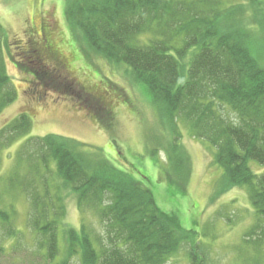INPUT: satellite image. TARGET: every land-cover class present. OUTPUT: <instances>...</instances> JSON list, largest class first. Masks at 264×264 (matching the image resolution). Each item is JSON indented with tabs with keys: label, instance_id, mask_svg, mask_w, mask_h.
Returning a JSON list of instances; mask_svg holds the SVG:
<instances>
[{
	"label": "trees",
	"instance_id": "obj_1",
	"mask_svg": "<svg viewBox=\"0 0 264 264\" xmlns=\"http://www.w3.org/2000/svg\"><path fill=\"white\" fill-rule=\"evenodd\" d=\"M238 10L235 4L222 7V0H65L64 16L86 53L124 64L131 80L146 90L174 138L166 154L178 179L186 165L176 152L183 125L191 137L207 143L212 162L222 169L220 191L245 188L254 220L242 239L256 259L264 260V171L251 167V162L264 166V66L252 49V27L244 25ZM45 17L33 35L27 31L25 40L12 45L0 25V112L16 98L5 48L17 68L30 75V91L75 94L78 109L90 113L100 129L111 128L115 116L109 103L112 98L129 101L126 93L108 77L98 78L101 89L93 90L65 78L62 69L76 47L70 39L65 44L53 16ZM256 25L264 31V21ZM146 33L152 36L143 41ZM31 123L28 112H21L2 125L0 149L25 135ZM90 147L60 134L26 137L4 178L6 190L20 189L29 198L27 217L47 264H71L72 256L79 264H167L184 237L187 264H208L205 248L195 240L198 231L184 229L172 211L162 210L130 168H120L101 149ZM21 169L23 174L17 172ZM22 175L32 178L19 182ZM64 189L74 193L82 214L90 210L98 218L100 230L62 224ZM11 203L0 208V225L10 237L16 234L9 231Z\"/></svg>",
	"mask_w": 264,
	"mask_h": 264
},
{
	"label": "rangeland",
	"instance_id": "obj_2",
	"mask_svg": "<svg viewBox=\"0 0 264 264\" xmlns=\"http://www.w3.org/2000/svg\"><path fill=\"white\" fill-rule=\"evenodd\" d=\"M225 4H235L244 25L252 27V41L256 43L252 49L264 66V43H261L264 31L256 25L264 21V4L260 0H222V7ZM64 5L65 0H0V25L4 39L11 45L17 40H25L26 32L33 35L39 28L41 16L44 18L48 13L46 17L53 16L65 44L70 39V44L76 47V55L62 69L64 77L89 90L100 88L98 78L108 77L123 88L129 101L112 98L109 106L115 116L114 124L106 130L100 129L90 113L77 108L75 94L66 98V95L54 91L43 96L35 92L36 87L30 91L27 82L30 75L17 68L4 48L6 72L16 91V98L0 112V127L21 112H28L32 123L25 135L0 149V208L13 201L11 204L15 211L9 219L12 224L9 231H16L11 237L6 236V229L0 225V264H47L39 254L35 233L27 217V211L28 214L30 212L29 198L20 189L6 190L4 178L15 165L16 158L13 157H16L17 145L26 137L48 133L69 136L89 147L99 148L120 168H130L131 173L152 191L162 210L172 211L184 229L198 231L195 240L205 248L208 264H263L264 260L256 259L255 252L242 239L254 220L245 188L230 187L220 191L224 181L222 169L212 162L207 143L191 137L183 125L179 126L181 133L176 139L179 145L176 152L185 157V169L179 179L173 170H169L166 146L174 138L158 116L146 90L131 80L124 64L110 63L93 52L86 53L81 39L77 35L75 38L71 36ZM51 23L55 24L53 20ZM151 36V33H146L141 39L146 41ZM257 166L251 162L254 170L264 171V166ZM133 167L140 170L143 177L138 176ZM17 172L23 174L25 171L21 169ZM31 178L26 176L19 182H28ZM55 181L57 184L59 180ZM61 196L64 226L79 230L84 224L92 231L101 229L98 218L90 210L85 214L78 210L74 193L64 189ZM63 235L60 227L61 247L64 245ZM12 239L15 243L11 244ZM180 243L183 245L173 253L167 264H187L188 237L181 239ZM68 261L79 264L73 256Z\"/></svg>",
	"mask_w": 264,
	"mask_h": 264
}]
</instances>
